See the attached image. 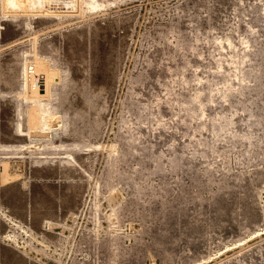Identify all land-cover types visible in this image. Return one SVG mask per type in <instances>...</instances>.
Returning <instances> with one entry per match:
<instances>
[{
    "label": "rangeland",
    "instance_id": "obj_1",
    "mask_svg": "<svg viewBox=\"0 0 264 264\" xmlns=\"http://www.w3.org/2000/svg\"><path fill=\"white\" fill-rule=\"evenodd\" d=\"M3 1L0 264H264V0Z\"/></svg>",
    "mask_w": 264,
    "mask_h": 264
},
{
    "label": "bare ground",
    "instance_id": "obj_2",
    "mask_svg": "<svg viewBox=\"0 0 264 264\" xmlns=\"http://www.w3.org/2000/svg\"><path fill=\"white\" fill-rule=\"evenodd\" d=\"M4 1H5V0H4ZM4 1H3V2H4ZM27 1H28V0H27ZM27 1H26V3H27ZM39 1H40V0H30L28 5H29V6H30V5L35 6L36 4H41ZM41 1H43V0H41ZM50 1H51V0H49V2H50ZM52 1H53V0H52ZM52 1H51V2H52ZM58 1H59V0H57V2H58ZM61 1H62V0H61ZM64 1H65V0H64ZM71 1L73 2V0H70V2H71ZM72 2H71V3H72ZM22 3H24V2H23V1L20 2L19 0H6V5H7V7H8L9 5H12V7H13V5H14V6H18L19 8H22V7H23V4H22ZM73 3H74V2H73ZM85 3H86V2H85ZM42 4H43V3H42ZM45 4H46V3H45ZM207 4H208V3H207ZM1 5H2V4H1ZM6 5H5V6H6ZM51 5H52V4H51ZM72 5H73V4H72ZM37 6H38V5H37ZM47 6L49 7V5H47ZM80 6H81V5H80ZM7 7H6V8H7ZM27 7H28V6H27ZM54 7H55V6H54ZM64 7H65V6H64ZM4 8H5V7H4ZM10 8H11V7H10ZM43 8H44V7H43ZM46 8H47V7H46ZM17 9H18V8H17ZM28 9H29V8H28ZM7 10H8V9H7ZM9 10H10V9H9ZM77 10H78V9H77ZM12 11H13V10H12ZM12 11H11V12H12ZM49 11H50V10H49ZM61 11H62V10H61ZM38 12H39V11H38ZM46 12H47V11H46ZM77 12H78V11H77ZM12 13H13V12H12ZM52 13H53V12H52ZM60 13H61V12H60ZM38 14H39V13H38ZM43 14H44V13H43ZM47 14H48V13H47ZM54 14H55V13H54ZM75 15H76V14H75ZM252 21H253V20H252ZM259 21H260V20H259ZM250 22H251V21H250ZM255 24H256V23H255ZM258 24H259V23H258ZM254 40H255V39H254ZM259 41H260V40H259ZM175 42H176V41H175ZM253 42H254V41H253ZM261 42H262V41H261ZM232 43H233V42H232ZM255 43H256V42H255ZM256 44H257V43H256ZM259 44H260V43H259ZM263 44H264V43H263ZM254 45H255V44H254ZM260 45H261V44H260ZM256 46H257V45H256ZM261 46H262V45H261ZM263 46H264V45H263ZM263 46H262V47H263ZM261 50H263V48L260 49V52H261ZM254 51H255V50H254ZM263 51H264V50H263ZM263 51L261 52L262 54H264ZM256 55H257V54H256ZM256 55H255V56H256ZM260 56H261V55H260ZM237 57H238V56H237ZM260 61H261V60H260ZM258 62H259V61H258ZM180 65H181V64H180ZM182 65H183V64H182ZM178 66H179V65H178ZM239 66H240V65H239ZM255 69H256V68H255ZM246 72H247V71H246ZM248 72H249V71H248ZM249 74H250V73H249ZM252 75L255 76L254 73H253ZM251 77H252V76H251ZM257 78H258V81L260 82V84H262L263 87H264V74L261 75V76H258ZM186 79H187V78H186ZM252 82H253V81H252ZM245 89H246V88H245ZM243 90H244V89H243ZM261 90H262V89H261ZM241 92H242V91H241ZM244 92H245V91H244ZM247 94H248V93H247ZM232 95H233V94H232ZM242 95H244V94H242ZM226 96L228 97V95H226ZM246 96H247V95H246ZM254 96H255V95H254ZM262 97H263V96H262ZM209 98H210V97H209ZM230 98H232V97H230ZM250 98H251V97H250ZM195 99H196V98H195ZM251 99H252V98H251ZM237 100H238V99H237ZM239 100H240V99H239ZM252 100H253V99H252ZM232 101H233V100H232ZM241 101H242V99H241ZM245 101H246V100H245ZM259 101H260V100H259ZM239 102H240V101H239ZM242 102H243V101H242ZM242 102H241V103H242ZM247 102H249V101H247ZM247 102H246V104H247ZM187 103H188V102H187ZM230 103H231V100H230ZM234 103H235V102H234ZM253 103H254V102H253ZM237 104H238V102H237ZM130 105H131V104H130ZM229 105H230V104H229ZM244 105H245V104H244ZM253 105H254V104H253ZM253 105L251 104V106H253ZM234 107H235V106H234ZM245 107H246V105H245ZM245 107H244V108H245ZM257 107H258V106H257ZM231 108H232V107H231ZM235 108H236V107H235ZM235 108H234V109H235ZM240 108H243V107H240ZM234 109L232 108V110H234ZM226 110H227V109H226ZM246 110H248L247 107H246ZM235 111H236V110H235ZM242 111H243V110H242ZM252 111H253V110H252ZM222 112H223V111H222ZM224 112H225V109H224ZM224 112H223V113H224ZM228 112H229V115H230V111H228ZM233 112H234V111H233ZM236 112H237V111H236ZM239 112H240V111H239ZM248 112H249V111H248ZM226 113H227V112H226ZM231 113H232V112H231ZM244 113H245V112H244ZM252 113H253V112H252ZM224 114H225V113H224ZM236 114H237V113H236ZM246 114H247V112H246ZM231 115H232V114H231ZM233 115H234V114H233ZM242 115H243V114H242ZM248 115H249V114H248ZM256 115H257V114H256ZM218 116H219V115H218ZM229 117H231V116H229ZM237 117H238V116H237ZM242 117H243V116H242ZM252 117H253V116H252ZM255 117H256V116H255ZM220 118H221V117H220ZM231 118H232V117H231ZM231 118H230V119H231ZM240 118H241V117H240ZM245 118H246V117H245ZM245 118H244V119H245ZM222 119H223V118H222ZM238 119H239V118H238ZM247 119H248V118H247ZM236 120H237V119H236ZM249 121H250V120H249ZM255 121H256V120H255ZM257 121H258V119H257ZM257 121H256V122H257ZM242 122H243V121H242ZM246 122H247V120H246ZM250 122H251V121H250ZM239 123H240V122H239ZM253 123H254V122H253ZM257 124H258V123H257ZM228 125H229V124H228ZM236 125H237V124H236ZM253 125H254V124H253ZM255 125H256V124H255ZM223 128H224V127H223ZM235 129H236V128H235ZM245 129H246V128H245ZM250 129H251V128H250ZM239 131H240V130H239ZM245 131L247 132V129H246ZM245 131H244V133L246 134ZM249 131H250V130H249ZM252 132H253V131H252ZM248 133H249V132H248ZM250 134H251V133H250ZM250 134H249V135H250ZM238 135H239V134H238ZM247 135H248V134H247ZM253 135H254V134H253ZM262 136H263V135H262ZM226 137H227V136H226ZM260 138H261V137H260ZM229 140H230V139H229ZM244 140H245V139H244ZM157 141H158V140H157ZM157 141H155V142H157ZM160 143H162V142H160ZM258 143H259V142H258ZM151 144H152V143H151ZM188 144H189V143H188ZM152 145L154 146V144H152ZM157 145H158V144H157ZM251 145H252V144H251ZM162 146H163V145H162ZM184 146H185V145H184ZM160 147H161V144H160ZM163 147H164V146H163ZM163 147H161V148H163ZM251 148H252V147H251ZM257 148H258V147H257ZM150 149H151V148H150ZM159 149H160V148H159ZM168 149H170V148H168ZM183 149H184V148H183ZM214 149H215V148H214ZM234 149H235V148H234ZM151 150H153V149H151ZM172 150H174V149H172ZM181 150H182V149H181ZM166 151H167V150H166ZM245 151H246V150H245ZM158 152H161V151L158 150ZM164 152H165V151H164ZM173 152H175V151H173ZM173 152H172V153H173ZM191 152H192V151H191ZM177 153H178V152H177ZM180 153H181V152H179V154H180ZM198 153H199V152H198ZM263 153H264V152H263ZM189 154H190V153H189ZM158 155H159V153H158ZM168 155H169V154H168ZM170 155H171V154H170ZM172 155H173V154H172ZM172 155H171V156H172ZM174 155H176V154H174ZM190 155H191V154H190ZM262 156H263V155H262ZM157 157H158V156H157ZM173 157H174V156H173ZM170 158H171V157H170ZM255 159H256V158H255ZM154 160H155V159H154ZM170 160H171V159H170ZM174 160H175V158H174ZM174 160H172V161H174ZM176 160H177V159H176ZM176 160H175V161H176ZM188 160H189V159H188ZM196 160H197V159H196ZM180 161H181V160H180ZM251 161H252V160H251ZM261 161H262V160H261ZM246 162H247V161H246ZM180 163H181V162H180ZM163 164H164V163H163ZM192 164H193V163H192ZM187 165H188V164H187ZM181 166H182V165H181ZM181 166H180V167H181ZM184 166H185V165H184ZM184 166H183V167H184ZM155 167H156V166H155ZM189 167H190V166H189ZM261 167H262V166H261ZM173 168H174V167H173ZM186 168H187V167H186ZM260 169H261V168H260ZM156 170H157V169H156ZM160 170H162V169H160ZM175 170H176V169H175ZM188 170H189V169H188ZM174 172H175V171H174ZM202 173H203V172H202ZM240 174H241V173H240ZM240 174H239V175H240ZM235 175H236V174H235ZM114 177H115V176H114ZM193 177H194V176H193ZM199 177H201V176H199ZM243 177H244V176H243ZM258 177H259V176H258ZM238 178H239V176H238ZM192 179H193V178H192ZM210 179H211V178H210ZM219 180H220V179H219ZM223 180H224V178H223ZM243 180H244V179H243ZM194 182H195V181H194ZM204 182H205V181H204ZM238 182H239V181H238ZM257 182H258V181H257ZM145 183H146V182H145ZM255 183H256V181H255ZM236 184H237V183H236ZM241 185H242V184H241ZM233 186H234V185H233ZM204 187H205V186H204ZM218 187H219V186H218ZM221 187H222V186H221ZM219 188H220V187H219ZM226 189H227V188H226ZM229 189H230V188H229ZM229 189H228V190H229ZM240 189H242V188H240ZM183 190H184V189H183ZM234 190H235V189H234ZM243 190H244V189H243ZM223 191H224V193H225V189H224ZM236 191H237V190H236ZM236 191H235V192H236ZM239 191H240V190H239ZM246 191H247V190H246ZM221 192H222V191H221ZM221 192H220V193H221ZM227 192L230 193V191H227ZM229 193H228V194H229ZM238 193H239V192H238ZM247 193H248V192H247ZM222 194H223V192H222ZM236 194H237V193H236ZM236 194H235V195H236ZM223 195H224V194H223ZM239 195H241V194H239ZM239 195H236V197H238ZM242 195H243V193H242ZM249 195H251V194H248V196H249ZM224 196H226V195H224ZM229 196L232 197L231 194H230ZM239 197H240V196H239ZM252 197H253V196H252ZM247 199H248V198H247ZM219 200H220V199H219ZM239 200H240V199H239ZM252 200H253V199H252ZM179 203H180V202H179ZM163 206H164V205H163ZM229 206H230V205H229ZM231 206H232V205H231ZM154 209H155V208H154ZM174 209H175V208H174ZM171 210H172V209H171ZM239 210H240V209H239ZM177 211H178V210H177ZM181 211H182V210H181ZM151 214H152V213H151ZM169 215H170V214H169ZM155 216H156V215H155ZM173 220H174V219H173ZM175 222H176V221H175ZM181 226H182V225H181ZM175 227H176V226H175ZM177 231H178V230H177ZM188 232H189V230H188ZM175 233H176V232H175ZM199 234H200V233H199ZM163 235H164V234H163ZM189 235H190V234H189ZM159 236H160V235H159ZM166 236H167V235H166ZM159 238H160V237H159ZM162 238H163V237H162ZM168 238H169V237H168ZM160 239H161V238H160ZM164 240H165V239H164ZM168 240H170V239H168ZM162 241H163V240H162ZM165 243H166V242H165Z\"/></svg>",
    "mask_w": 264,
    "mask_h": 264
}]
</instances>
